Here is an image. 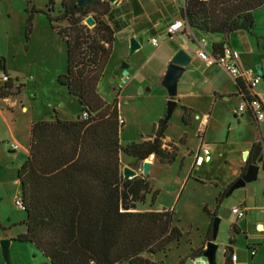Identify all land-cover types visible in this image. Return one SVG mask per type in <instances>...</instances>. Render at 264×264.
<instances>
[{
    "label": "trees",
    "instance_id": "16d2710c",
    "mask_svg": "<svg viewBox=\"0 0 264 264\" xmlns=\"http://www.w3.org/2000/svg\"><path fill=\"white\" fill-rule=\"evenodd\" d=\"M53 1L48 0L47 10L40 12L65 45V71L58 76L57 84L76 101L80 114L74 121L55 118L30 125L28 156L17 171L25 216L19 225L25 232L15 241L34 246L48 264H157L142 255H165L170 247L178 245L182 233L174 226L173 211L136 209L149 194L151 208L158 191H152L143 177L123 182L119 156L138 164L150 156L160 164H173L177 150L172 146L162 148L167 124L159 121L150 141L120 146L122 123L117 99L107 104L96 93L113 42V32L101 20L108 14L109 4L92 0L78 7L80 0H61L62 13L51 17ZM263 7L264 0H185L180 21L193 35H218L225 41L237 30L249 32L254 26V12ZM88 17L94 22L91 28L83 24ZM31 18L27 19L26 40ZM59 22L67 26L58 27ZM221 46L213 45L212 52H218ZM0 74L7 77L1 57ZM21 87H15L8 78L0 83V100L17 97ZM236 87L238 95H247L240 83L236 82ZM182 120L185 124L184 116ZM249 163L250 158L242 175ZM226 193L216 198L217 207ZM202 211L210 219L203 240L206 243L211 239L216 214L205 208ZM232 231L237 233L235 227ZM202 251L203 247L188 258ZM223 259L224 264L231 263L229 247Z\"/></svg>",
    "mask_w": 264,
    "mask_h": 264
},
{
    "label": "rangeland",
    "instance_id": "374dc122",
    "mask_svg": "<svg viewBox=\"0 0 264 264\" xmlns=\"http://www.w3.org/2000/svg\"><path fill=\"white\" fill-rule=\"evenodd\" d=\"M47 3L48 0H30V4H28V0H0V57L5 61V69L10 74L14 86H22L20 94L12 98L15 100H13L14 106H11L9 102H0V242L5 239L12 241L8 253L9 264H45L44 260L29 245L18 244L15 241L18 235L24 233V226L19 225L25 219L24 213L19 207H15L14 203L20 198L17 171L26 160L25 147L29 136L28 120L42 117L49 121L53 119V112H57L64 114L62 118L74 121L78 112L76 101L67 94L63 87L57 84L58 76L65 71V45L56 33L50 30L45 17L40 12L47 10ZM60 3L61 0L53 1L51 17L59 16L62 13ZM29 16H32L31 32L26 40L25 30ZM253 20L254 26L249 32L237 30L229 35L231 45L239 43L244 47V52H249L247 61L252 64L251 70L255 69V64L259 67L264 66V7L254 12ZM65 26H67L66 22L58 23V27ZM200 39L210 45L213 42H219L222 37L207 35ZM117 55L118 52L114 51V56L110 59L109 64L111 68L122 64L116 65L118 63ZM239 59H242L240 55ZM262 68L264 70V67ZM114 72L115 69H110L109 76H112ZM261 76L259 86L254 88L256 92H264V73ZM111 80L114 81L115 77L112 76L111 79L104 77L99 86V94L104 96V101L111 102L110 104L119 94L118 111L125 123L123 130L120 131L119 141L121 146H126L137 142L140 135L142 138L150 135L148 126L158 113L160 104L156 99L148 98V95L137 92L138 96H135L134 90L129 86H118V88L113 86L115 88L113 91L109 84ZM114 85L117 84L114 83ZM237 107L238 105L235 109ZM21 108H26L27 112H22ZM137 110L139 111L137 112ZM46 112H49V115H45ZM81 117L83 119V116ZM244 117L245 122L239 126L236 143H242L245 146V141L250 137L249 129L252 123L250 118ZM222 132L223 122H220L217 129L211 132V136L220 139ZM207 135L208 131L204 144L211 142L207 141ZM13 144H16L18 148L9 150V146ZM261 144L264 148L263 132ZM236 149L237 147L234 148V150ZM183 151L185 150L183 149ZM225 154L227 166H222L220 159L223 158H220L217 164L213 155L211 165L202 168L204 174L202 173L200 178L204 183L197 180L199 174L189 171L191 161L188 159H176L171 165L153 166L147 178L149 177L148 182L151 190L158 191V194L151 208L153 211H173L174 226L182 233L178 245L170 247L165 255H156L153 259L154 263L173 264L180 257L183 258L189 249L196 248L203 242L210 222L209 217L202 211L205 208L209 213H215V218L219 221L216 237L213 240L216 246L228 244L230 240H234L236 247L241 249L240 253L243 255L247 253L246 244L253 245L259 254L249 264H264V243L259 247L255 243L262 237L261 233L255 230L254 219L247 220L244 216L242 220L237 221L245 233L239 237L233 233L228 223L236 221L230 210L232 206L237 207L238 203L243 204L241 206L249 210L248 216L257 213L258 216L264 217V187L260 180L261 176L243 188L233 191L226 198L225 203L219 205L218 210L216 209L215 200L224 191L220 193L217 191L212 175L217 174L223 181L225 171H229L231 168L232 161L228 159L238 158L235 151ZM122 157L123 155L120 154L121 175L122 169L128 168L135 171L137 177H143L140 163L122 159ZM189 173L191 174L189 180L181 181ZM230 187L226 189L227 192ZM150 197L151 194L146 196L145 203L137 204L136 208L140 211L148 210ZM241 222L243 223L241 224ZM221 259H223V255L220 254L219 260ZM0 264H5L1 248Z\"/></svg>",
    "mask_w": 264,
    "mask_h": 264
},
{
    "label": "crops",
    "instance_id": "0c3cea01",
    "mask_svg": "<svg viewBox=\"0 0 264 264\" xmlns=\"http://www.w3.org/2000/svg\"><path fill=\"white\" fill-rule=\"evenodd\" d=\"M184 3L185 0H117L114 5L109 4L110 10L106 16L101 18V20L113 32V42L110 48L111 53L104 68L102 78L97 85L96 93L102 100H104V96H100L99 94V86L101 82H103L104 77L111 79V77L113 76V78L115 77L116 79L120 75V66L111 68L109 65L110 59L114 56V51L118 52V63L116 65L125 62L128 65L127 73L130 75V78L126 83H124L122 87L129 86L130 88H132V90H134L135 96H138L137 91L140 88L142 89V95H148V98L156 99L160 104L158 113L148 126L150 135L146 136L145 138H142V136L140 135L139 140L135 143L150 141L154 136V130L156 129L159 121H162L165 118L166 102L169 100L165 89L162 87V80L166 68L170 63L171 58L179 50L184 51L190 58V63L184 69L181 78L177 81L176 97L173 99L176 102V107L172 113L171 118L167 122V127L162 139V148H166V146H172L177 150L176 159H188L189 161H191L189 171L191 170L199 174V178H197V180L203 183L204 181H202V178H200V175L202 173L204 174L202 168L211 165L213 155L216 159L217 164L218 160L220 158H223L220 159V162L222 166L225 167L227 166L225 153H234L235 151V153L238 154V158L228 159L232 161L230 164L231 168L229 171H225L226 173L225 176H223V181L217 174L212 175V179L215 181L214 187L220 193L225 191L229 186L235 183L242 176L243 169L246 167L248 154H250V151L254 146L261 143L262 132L264 135V122L255 123L251 120L252 124L251 128L249 129L250 137L245 141V146L242 143H236V135H238L239 126L243 122H245L244 116L236 117L233 114L236 105L239 106L242 102V97L238 95L237 92V81L232 80L224 71L219 69L217 66L212 65L210 67H206L201 61L197 59V42L203 36L198 34L193 35L188 27H185L181 33L175 36L167 35L166 31L168 26L173 22L181 20L180 15L184 7ZM229 37L230 36H228L225 41L222 38L219 42H213V44L210 45L208 44L207 51L212 52L213 45H220L222 43L223 45H226L233 51L237 52L240 57H242V59L238 60V64L242 70H251L252 64L247 61V55L249 52H244V47L239 43H237L236 45H231V43L229 42ZM131 39H134L139 44L140 48L136 50L129 58L128 44ZM152 42H156L157 46L154 47L152 45ZM255 65L254 67L256 68L257 65ZM262 67L264 66H260V70L263 75L264 70ZM110 69H115V72L112 74V76H109ZM6 75L9 79H11V76L7 71ZM111 81L109 83L111 86L110 88H112V90L114 91L115 88H118V85H114V83H112ZM251 93L257 96L264 94L263 91L256 92L255 89H253ZM118 96L119 94L116 95L117 109L119 103ZM11 99L12 98L0 100V102H9L11 106H14L15 100L12 99L11 101ZM110 103L111 102L109 101L107 102V104ZM182 109H185V115ZM21 111L25 113L27 112L26 108H21ZM138 111L139 110H137V112ZM55 113L53 112V120L57 118L62 121H69L67 120L69 118H62L64 114H60L57 112ZM79 114L80 111L78 107L76 118ZM45 115H49V112H46ZM183 116L185 124L182 120ZM205 116L208 117V122L205 126H202L201 118ZM118 117L122 122V131L125 123L119 115V111ZM43 120L48 119L42 117L37 119H29L28 129H30V125L32 123ZM220 122H223V132L222 137L220 139H217L215 138V136H211V132L217 129V126L220 124ZM207 131V141H211L213 143L210 142V144H204V139ZM28 142L27 146L25 147L26 158L28 156ZM200 147H207L209 149L210 161L208 163H201L200 165H198L196 164V159L201 157ZM235 147H237L236 150H234ZM227 148L229 152L228 150H226ZM183 149L185 151H183ZM245 154H247L246 158L244 157ZM122 159H130L134 162L133 159L126 156H123ZM148 159L151 163V169L149 171L150 174L153 166L159 165L160 163L153 156H150ZM140 166H142V162L140 163ZM258 176H261L260 180L264 187V173L260 172ZM190 177L191 174L189 173L188 175L183 177L181 181H184L186 179L189 180ZM145 178L146 182H148L149 177ZM229 196H225L223 201L221 202L222 204L220 205H223L226 198H228ZM237 205L243 204L238 203ZM233 207L234 206H232V208ZM218 208L219 206H216L217 210ZM146 211H153V209L149 208ZM248 211L249 210L245 209L246 219L251 220L253 218L256 222L255 230L261 233L262 238L258 241H255V243H257L259 247L264 243V217L262 218L258 216L257 213L248 216ZM242 219H236V223L228 222L231 230L232 227H235L237 233H233L238 237L245 235L243 229L241 228V225L237 222L238 220ZM242 223L243 222H241V224ZM8 241L9 253V247L12 244V241ZM232 241L233 244L231 245H229L228 243L217 246L215 264H224V259L219 260V257L220 254L224 257V252L227 247L230 248V251L232 253V260L230 264H249V262L255 259V257H257V255L259 254L257 252V249H255L253 245L250 246V244H246L247 253L242 255L240 253L241 249L236 247V242L234 240ZM18 244L29 245L33 249V251L42 260H44L45 264H48L47 260L34 248V246L28 243ZM205 244L206 243H204L203 241L196 248L194 247L192 249H189V251L185 253V256L183 258L180 257L173 264H180L182 261L184 263L191 252L193 253L195 251H198L201 247H203L204 249ZM251 251H254L253 256H251ZM154 257L155 256L147 254L142 255V258L148 259L151 262H153ZM158 263L162 264V262Z\"/></svg>",
    "mask_w": 264,
    "mask_h": 264
},
{
    "label": "water",
    "instance_id": "95a60500",
    "mask_svg": "<svg viewBox=\"0 0 264 264\" xmlns=\"http://www.w3.org/2000/svg\"><path fill=\"white\" fill-rule=\"evenodd\" d=\"M92 0H80L77 3L78 7H84ZM104 2L114 5L117 0H103ZM84 25L88 28L94 26V22L91 17H88L84 20ZM139 44L134 40L131 39L128 44V57L130 58L133 53L138 50ZM190 58L188 55L179 50L170 60L168 64L163 80H162V87L165 89L167 97L169 100L166 102V112L165 118L163 119V124H167L168 120L171 118L172 113L176 107V102L173 100L176 97L177 92V81L183 75L184 69L189 65ZM128 65L124 62L120 66L121 73L120 75L113 81L119 87H122L124 83L130 78V75L127 73ZM256 74L261 76V70L259 66L255 68ZM138 94H142V89H138ZM247 157V154L244 155ZM248 158H250V163L244 173L235 183L231 185L226 196L231 195V193L237 189L243 188L246 184L253 182L257 179L258 174L263 172V165H264V149L262 144H258L255 146L253 152L248 154ZM151 169V163L149 159L142 162L141 166V174L143 177H147L149 171ZM137 177V173L133 170L128 168L122 169V180L126 182L128 180H132ZM219 221L217 218H214L211 227V239L206 242L204 246V250L198 253L194 257L187 258L183 264H215V255L217 251V246L213 243V240L216 237V233L218 230ZM8 240H2L0 242L1 254L5 264H9V255H8Z\"/></svg>",
    "mask_w": 264,
    "mask_h": 264
},
{
    "label": "built area",
    "instance_id": "2783aa9c",
    "mask_svg": "<svg viewBox=\"0 0 264 264\" xmlns=\"http://www.w3.org/2000/svg\"><path fill=\"white\" fill-rule=\"evenodd\" d=\"M187 27L183 21L173 22L167 28L168 36H175L183 31ZM154 47L157 46L156 42H152ZM198 50L196 57L201 61L206 67L212 65L221 68L232 80L237 81L240 85L247 91L246 96L242 97L241 104L235 109L234 116L242 117L247 116L253 122L259 123L264 122V94L254 95L251 91L257 87L261 82V77L256 74L255 70H242L238 64L239 54L228 46L223 45L221 49L214 53L207 51L208 44L203 39L197 42ZM8 80L5 75L0 74V83L3 84ZM83 119L85 115H82ZM208 122V117L201 118L202 126H205ZM119 123L122 122L119 120ZM18 146L16 144L10 145L9 150H16ZM201 157L196 159V164L208 163L210 161V151L207 147H200ZM15 207L21 209L20 200L15 201ZM230 213L236 219H242L246 212L245 209L238 205L230 210ZM204 250V249H203ZM254 255V251H251V256ZM232 260V259H231Z\"/></svg>",
    "mask_w": 264,
    "mask_h": 264
}]
</instances>
